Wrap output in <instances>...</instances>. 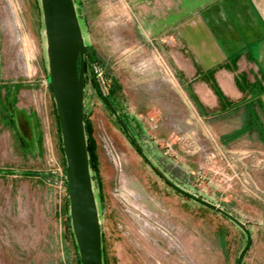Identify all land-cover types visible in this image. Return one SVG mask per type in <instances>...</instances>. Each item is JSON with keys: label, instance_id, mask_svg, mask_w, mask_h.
<instances>
[{"label": "rangeland", "instance_id": "1", "mask_svg": "<svg viewBox=\"0 0 264 264\" xmlns=\"http://www.w3.org/2000/svg\"><path fill=\"white\" fill-rule=\"evenodd\" d=\"M73 1L104 264H236L244 230L161 174L264 264V0ZM47 75L40 0H0V264H78Z\"/></svg>", "mask_w": 264, "mask_h": 264}, {"label": "water", "instance_id": "2", "mask_svg": "<svg viewBox=\"0 0 264 264\" xmlns=\"http://www.w3.org/2000/svg\"><path fill=\"white\" fill-rule=\"evenodd\" d=\"M46 35L48 87L54 97L65 157L66 190L72 230L78 247L80 264H103L102 236L83 119L85 57L92 62L91 53L82 35L73 0H40ZM98 89L126 135L142 152L134 136L111 103L93 66ZM144 155V153H143ZM161 177L186 195L209 205L236 222L246 234L236 264L251 242L245 222L215 203L185 190Z\"/></svg>", "mask_w": 264, "mask_h": 264}, {"label": "trees", "instance_id": "3", "mask_svg": "<svg viewBox=\"0 0 264 264\" xmlns=\"http://www.w3.org/2000/svg\"><path fill=\"white\" fill-rule=\"evenodd\" d=\"M108 98L110 99L111 103H112L113 106L115 107V103L113 102V100H112V98H111V96H110L109 94H108ZM55 111H56V106H55ZM56 116H57V114H56ZM56 118H57V117H56ZM123 121H124V123L126 124L125 120H123ZM57 123H58V128L60 129V127H59V122H58V118H57ZM126 125H127V124H126ZM61 149H62V151H63L62 146H61ZM91 151H92V149H91V143L88 141V153L91 154ZM90 158H91V155H90ZM65 184H66V180H65ZM77 263L80 264V257H79V255L77 256ZM103 264H104V261H103Z\"/></svg>", "mask_w": 264, "mask_h": 264}, {"label": "flooded vegetation", "instance_id": "4", "mask_svg": "<svg viewBox=\"0 0 264 264\" xmlns=\"http://www.w3.org/2000/svg\"><path fill=\"white\" fill-rule=\"evenodd\" d=\"M86 58V57H85Z\"/></svg>", "mask_w": 264, "mask_h": 264}]
</instances>
